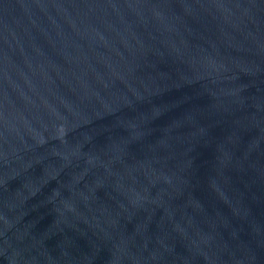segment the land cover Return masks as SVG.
Instances as JSON below:
<instances>
[{"label":"water","instance_id":"95a60500","mask_svg":"<svg viewBox=\"0 0 264 264\" xmlns=\"http://www.w3.org/2000/svg\"><path fill=\"white\" fill-rule=\"evenodd\" d=\"M0 264H264V0H0Z\"/></svg>","mask_w":264,"mask_h":264}]
</instances>
